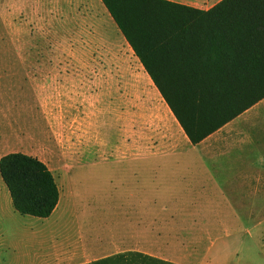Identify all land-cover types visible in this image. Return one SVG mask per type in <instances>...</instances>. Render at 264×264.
Returning <instances> with one entry per match:
<instances>
[{"label":"rangeland","instance_id":"rangeland-1","mask_svg":"<svg viewBox=\"0 0 264 264\" xmlns=\"http://www.w3.org/2000/svg\"><path fill=\"white\" fill-rule=\"evenodd\" d=\"M134 55L101 0H0V60L38 58L45 70L89 74L133 70L126 61L131 63ZM134 71L133 78L73 79V87L87 83L88 107L73 104L72 111L56 113L36 108L31 93L20 97L18 77L11 81L0 72V158L17 151L37 156L52 170L60 190L50 218L22 215L9 204L0 176V264H87L114 255L113 222L119 212L123 218L130 210L117 209L119 199L138 196L150 183L109 151L119 144L127 152L134 130L136 140L143 141L145 125L153 139L161 130L159 124L141 123L129 131L131 107L144 121L147 99H154L149 88L158 91L145 69L137 65ZM79 94L72 92L73 97ZM158 95V103L166 105ZM96 97L98 106L93 105ZM132 101L136 104L129 106ZM88 152L93 153L90 159H81ZM102 152L108 153L104 157ZM185 205L167 209L182 213L167 231L184 235L186 246L197 238L194 262L264 264V192L249 191L237 208Z\"/></svg>","mask_w":264,"mask_h":264},{"label":"crops","instance_id":"crops-1","mask_svg":"<svg viewBox=\"0 0 264 264\" xmlns=\"http://www.w3.org/2000/svg\"><path fill=\"white\" fill-rule=\"evenodd\" d=\"M170 1L208 9L221 0ZM126 44L127 49L134 55L127 41ZM126 62L132 67L134 65L133 70L93 71L87 74L56 70V67L45 70L40 66L38 58L16 57L1 59L3 66L0 67V72L11 81L15 76L18 77L15 85L20 97L31 93L36 108L41 107L43 111L56 113L72 111L73 104L82 106L83 110L87 109V102L90 100L87 83H79L73 87V79H119L122 76L133 78L136 75L135 66L144 69L136 55L131 63ZM15 85L13 84L14 88ZM149 89L154 99H147L146 105L149 109L144 114V121L137 119L136 111L131 107L132 112H128L127 116L128 128L133 133L130 129L137 128L141 123L159 124V136L154 139L149 136L146 131L148 126L145 125L143 141L136 140L134 130V139L128 140L127 152H121L119 144L116 148L113 146L115 150L109 152L116 160L126 161L134 174L149 177L147 183H150V189L144 184L145 190L138 196L133 193L127 201L119 199L116 208L130 210L123 218L119 212L118 219L113 222L111 246L116 249L114 254L132 251L173 264H204L201 259L194 262L195 257L199 256L195 243L197 238H190L193 243L186 246L183 240L187 238L184 235L168 233V225L177 224L179 214L182 213H169L167 209H177L186 206L185 204L198 210L219 206L237 208L243 205L249 191L264 192V98L199 142L193 143L159 90L155 93L153 88ZM73 91H79L81 95L73 97ZM158 94L166 105L158 103ZM97 100L96 97L93 105L98 106L100 100ZM134 104L135 101H132L129 106ZM106 153L108 152H102L101 155ZM26 154L34 156L31 153ZM91 154L93 153H84L81 159L88 160ZM149 190L150 196L147 195ZM181 192L188 194L183 195ZM10 201L12 203L11 197L9 204ZM178 203L184 205L175 206ZM198 213L193 212V217H199ZM52 214L42 219H48ZM194 222H197L196 218ZM206 262L207 260L205 264Z\"/></svg>","mask_w":264,"mask_h":264},{"label":"trees","instance_id":"trees-1","mask_svg":"<svg viewBox=\"0 0 264 264\" xmlns=\"http://www.w3.org/2000/svg\"><path fill=\"white\" fill-rule=\"evenodd\" d=\"M101 1L191 142L264 98V0H221L208 9ZM0 176L20 214L47 218L56 209L59 186L38 157L7 153ZM129 252L87 264H173Z\"/></svg>","mask_w":264,"mask_h":264}]
</instances>
